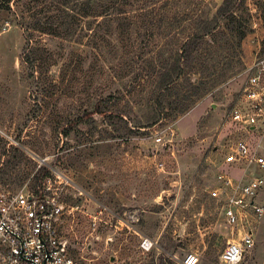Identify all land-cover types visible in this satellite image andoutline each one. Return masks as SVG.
<instances>
[{"label":"rangeland","instance_id":"rangeland-1","mask_svg":"<svg viewBox=\"0 0 264 264\" xmlns=\"http://www.w3.org/2000/svg\"><path fill=\"white\" fill-rule=\"evenodd\" d=\"M207 1L212 15L224 2ZM254 3L247 1L252 31L243 41L246 70L177 119L139 131L134 127L151 115L145 103L111 99L101 103L106 116L94 113L97 100L119 85L111 82L110 71L103 76L92 70L89 49L45 38L49 53L35 73L23 61V29L0 12V160L10 162L0 167V190L55 197L63 206L60 233L80 264H178L190 253L201 264H221L227 243L239 242L249 227L230 226L223 207L225 180L242 174L225 157L246 137L230 113L249 70L264 61V23ZM66 69L60 91L38 87V71L50 84L62 81ZM118 109L128 116L112 124L108 117ZM79 117L83 121L65 137L63 127ZM41 166L47 177L37 175ZM260 199L264 205V189ZM258 226L255 247L242 264H264V220ZM143 237L154 243L152 249L141 248Z\"/></svg>","mask_w":264,"mask_h":264},{"label":"trees","instance_id":"trees-1","mask_svg":"<svg viewBox=\"0 0 264 264\" xmlns=\"http://www.w3.org/2000/svg\"><path fill=\"white\" fill-rule=\"evenodd\" d=\"M247 1L224 0L213 15L207 0H0V12L13 16L23 29V61L34 71L49 53L45 38L89 49L92 70L103 76L110 71L111 82L119 85L97 100L94 113L106 116L101 103L111 99L145 103L151 115L134 127L139 131L164 118L177 119L246 70L243 41L252 31ZM252 1L264 23V0ZM38 74V87L60 91L67 69L62 81L50 84ZM127 116L118 109L108 118L114 124ZM82 121L79 117L66 125L62 134L68 137ZM9 163L0 160V167ZM49 174L46 166L37 173Z\"/></svg>","mask_w":264,"mask_h":264},{"label":"built area","instance_id":"built-area-1","mask_svg":"<svg viewBox=\"0 0 264 264\" xmlns=\"http://www.w3.org/2000/svg\"><path fill=\"white\" fill-rule=\"evenodd\" d=\"M230 121L246 137L238 140L225 157L228 165L241 166L242 174L236 180H225L228 194L223 213L230 226L247 222L249 227L244 228L239 242L227 243L219 261L242 264L255 247L254 228L264 218L260 199L264 189V61L249 70ZM47 184L51 190L50 179ZM62 211L63 206L55 197L42 192L0 190V264H80L60 233ZM153 246L151 240L143 237L141 248L150 250ZM178 264H201V259L197 253H190Z\"/></svg>","mask_w":264,"mask_h":264},{"label":"crops","instance_id":"crops-1","mask_svg":"<svg viewBox=\"0 0 264 264\" xmlns=\"http://www.w3.org/2000/svg\"><path fill=\"white\" fill-rule=\"evenodd\" d=\"M263 220H264V219H262V221H261V222L258 224V225H259L258 227H260V226H261V224H262Z\"/></svg>","mask_w":264,"mask_h":264},{"label":"water","instance_id":"water-1","mask_svg":"<svg viewBox=\"0 0 264 264\" xmlns=\"http://www.w3.org/2000/svg\"><path fill=\"white\" fill-rule=\"evenodd\" d=\"M42 162H44V160H42ZM112 260L114 261V258Z\"/></svg>","mask_w":264,"mask_h":264}]
</instances>
